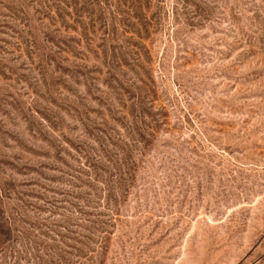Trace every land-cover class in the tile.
Returning <instances> with one entry per match:
<instances>
[{"label": "rangeland", "instance_id": "374dc122", "mask_svg": "<svg viewBox=\"0 0 264 264\" xmlns=\"http://www.w3.org/2000/svg\"><path fill=\"white\" fill-rule=\"evenodd\" d=\"M0 264H264V0H0Z\"/></svg>", "mask_w": 264, "mask_h": 264}]
</instances>
